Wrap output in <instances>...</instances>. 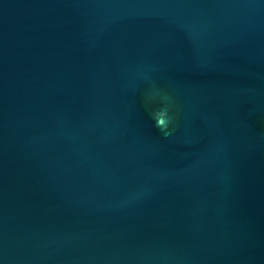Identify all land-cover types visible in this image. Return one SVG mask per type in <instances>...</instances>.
<instances>
[{"label": "water", "instance_id": "95a60500", "mask_svg": "<svg viewBox=\"0 0 264 264\" xmlns=\"http://www.w3.org/2000/svg\"><path fill=\"white\" fill-rule=\"evenodd\" d=\"M0 264H264V0H0Z\"/></svg>", "mask_w": 264, "mask_h": 264}, {"label": "clouds", "instance_id": "9594fccd", "mask_svg": "<svg viewBox=\"0 0 264 264\" xmlns=\"http://www.w3.org/2000/svg\"><path fill=\"white\" fill-rule=\"evenodd\" d=\"M165 125V114L161 112L157 118V126L162 127Z\"/></svg>", "mask_w": 264, "mask_h": 264}]
</instances>
